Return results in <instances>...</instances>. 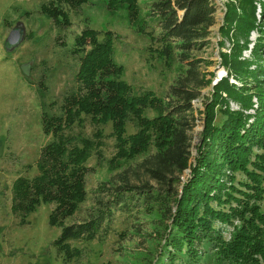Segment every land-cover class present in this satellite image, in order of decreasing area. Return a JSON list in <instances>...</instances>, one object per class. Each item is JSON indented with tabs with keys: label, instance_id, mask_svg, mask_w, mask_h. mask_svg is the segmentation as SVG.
I'll return each mask as SVG.
<instances>
[{
	"label": "trees",
	"instance_id": "obj_1",
	"mask_svg": "<svg viewBox=\"0 0 264 264\" xmlns=\"http://www.w3.org/2000/svg\"><path fill=\"white\" fill-rule=\"evenodd\" d=\"M86 1L50 0L41 10L66 27L70 20L62 5L76 8ZM106 6L111 12L124 8L129 22L157 43L153 50L165 65L177 58L185 63V72L170 86L166 101L151 90L135 93L124 79V66L115 60L114 34L105 30L99 39L97 30L83 29L74 42L82 54L76 89L64 96L61 115L42 112V131L53 139L36 160L38 174L13 182V210L25 220L41 204L54 203L49 224L62 225V230L53 243L71 258L79 251L70 248V241L93 239L110 205L130 211L133 205L156 204L167 210L170 223L162 235L166 249L153 264H264V0L225 3L218 31L229 51L220 50L226 74L215 82L214 72L200 70L204 60L190 54L210 42L217 10L213 0H151L146 16L158 29L156 36L145 31L148 23L139 0H106ZM251 32L257 36L249 47ZM206 87L203 129L193 145L192 102ZM148 108L156 115L146 116ZM218 114L222 118L216 123ZM84 118L93 125L111 123L116 150L111 169L153 147L141 166L157 186L123 183L92 219L64 224L85 199L86 162L93 154L100 156L104 144L99 129L92 137L65 132ZM129 121L137 130L126 134ZM186 169L189 174L182 180Z\"/></svg>",
	"mask_w": 264,
	"mask_h": 264
},
{
	"label": "rangeland",
	"instance_id": "obj_2",
	"mask_svg": "<svg viewBox=\"0 0 264 264\" xmlns=\"http://www.w3.org/2000/svg\"><path fill=\"white\" fill-rule=\"evenodd\" d=\"M150 1L139 0L141 15L148 23L145 31L156 36L158 29L146 16ZM213 1L217 10L215 23L210 27V42L190 54L204 60L200 70L214 72L215 82L226 74L219 53L220 50L228 52L229 43L218 31L227 0ZM48 2L50 0H0V264H153L159 252L166 249L162 235L164 226L170 223L167 210L162 212L156 204L133 205L130 211L110 205V213H106V219L93 239L70 241V248L79 251L71 258L65 252H59L53 243L62 230V225L49 224L54 203L41 204L25 220L12 208L13 182L19 176L32 178L38 174L36 160L42 147L53 139L51 134L42 131V112L61 115L64 96L76 89L75 74L82 54L74 50V42L83 29L97 30L99 39L105 30L114 34L115 60L124 66V79L135 93L151 90L166 101L170 86L186 69L185 63L177 58L167 67L153 50L157 43L129 22L124 8L111 12L106 0H87L76 8L63 4L70 20L68 26L63 27L41 10V5ZM17 22L24 24L26 36L9 51L5 39ZM256 36V32H251L249 47ZM219 41H224L221 48ZM248 54V49L243 50L244 56ZM209 90L210 87L203 88L200 97L192 102L196 107V119L190 131L193 145L198 142L203 129L200 110H203L202 99ZM228 102L232 108H238L234 100ZM144 114L152 117L156 112L148 108ZM221 118L218 114L215 122L219 123ZM97 129L104 142L101 155L93 154L87 160L85 199L63 220L64 224L92 219L112 198V190L123 183L139 185L147 182L157 186L141 166L142 161L154 152L153 147L111 169L109 160L116 150L110 122L93 125L84 118L83 123L76 122L65 132L92 137ZM136 130L135 122H127L126 134ZM191 151L194 156L196 150L192 148ZM189 171L183 172L182 180ZM179 189L180 185L177 186ZM261 208L264 209V201ZM215 225L225 227L219 221Z\"/></svg>",
	"mask_w": 264,
	"mask_h": 264
},
{
	"label": "water",
	"instance_id": "obj_3",
	"mask_svg": "<svg viewBox=\"0 0 264 264\" xmlns=\"http://www.w3.org/2000/svg\"><path fill=\"white\" fill-rule=\"evenodd\" d=\"M26 31L22 22H17L9 31L5 39V47L7 50H13L17 47L25 38Z\"/></svg>",
	"mask_w": 264,
	"mask_h": 264
}]
</instances>
